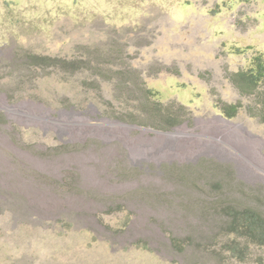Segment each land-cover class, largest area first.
<instances>
[{"label": "rangeland", "instance_id": "rangeland-1", "mask_svg": "<svg viewBox=\"0 0 264 264\" xmlns=\"http://www.w3.org/2000/svg\"><path fill=\"white\" fill-rule=\"evenodd\" d=\"M96 51L191 124L118 121L113 78L24 59ZM260 53L264 0H0V264H264L225 212L264 216V123L228 78Z\"/></svg>", "mask_w": 264, "mask_h": 264}, {"label": "trees", "instance_id": "trees-1", "mask_svg": "<svg viewBox=\"0 0 264 264\" xmlns=\"http://www.w3.org/2000/svg\"><path fill=\"white\" fill-rule=\"evenodd\" d=\"M93 53L95 56L90 55L89 57L94 56L96 63H91L88 59L68 61L32 54H28L24 59L30 67L49 71L57 70L70 76L89 71L106 81L113 78L116 82L115 97L126 108L125 113L114 117L118 121L164 132L175 131L185 124H191L192 115L187 106L176 101L167 104L161 102L158 94L146 87L141 72L131 68L122 71H113L109 68V73H104L98 65L105 59L99 54L100 51ZM97 54L102 60L97 58ZM104 63L112 65L107 60ZM108 74H113V76ZM228 78L241 96L255 98L258 104L252 111L249 110L250 114L264 123V54L255 55L249 67L230 73ZM84 84L91 86L94 83L85 80ZM239 108L240 104L221 103L220 105L222 113L229 119L237 115ZM225 212L229 219L226 231L236 237L234 241L226 245V249L241 261L245 260L248 254V244L264 246V216L252 208L231 207ZM240 240H244L246 245L241 246Z\"/></svg>", "mask_w": 264, "mask_h": 264}]
</instances>
